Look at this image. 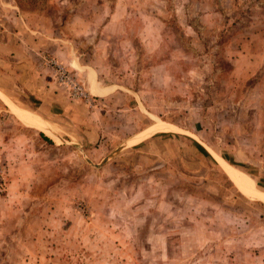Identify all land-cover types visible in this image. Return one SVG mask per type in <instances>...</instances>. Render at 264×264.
Here are the masks:
<instances>
[{
  "label": "crops",
  "instance_id": "obj_1",
  "mask_svg": "<svg viewBox=\"0 0 264 264\" xmlns=\"http://www.w3.org/2000/svg\"><path fill=\"white\" fill-rule=\"evenodd\" d=\"M37 13L24 10L15 0H0V97L5 98L6 101L2 102L7 109L4 110L9 112L7 116H0V121L8 122L5 129L0 128V156L8 164L11 163L9 197L8 200L6 197L0 199V215H11L16 210V204L11 201L14 184L19 181L24 183L28 177L33 178L35 170L39 174L42 172L41 151L33 148L32 141H37L38 145L40 143L38 147L49 146L56 151L65 141L80 144L83 151L95 145L97 148L93 149L94 152L101 151V158L105 157L106 162L99 167L90 166L102 172L97 179L93 175L91 179L87 178L90 175L87 172L85 177L75 178L63 185L66 189L69 185V196L59 195L53 202L51 200L55 210L50 214H41L38 228L25 235L32 238L17 241L22 249L25 248L19 264H169V254L177 253L175 248L184 250L187 247L192 253H199L201 249L197 247L204 244L206 236L203 231L205 221L221 219L215 210L207 214L205 202H211L209 205L214 209L218 203L207 196L193 202L183 193L194 189L204 191L201 187L204 185L211 194L215 195V190L220 193L218 183L222 173L234 180L229 173V169L232 175L234 171L230 160L250 165L255 163V178L258 169H262L264 174V7L244 30L245 38L235 41L238 45L241 43L243 51L229 58L232 65L230 77H236L237 81L240 78L242 83L257 79L253 88L244 90V93L246 97L253 95L255 98L256 94L253 93L256 92L258 102L255 99L243 107L237 102L232 103L239 107L236 112L242 121L248 119L240 121L235 112V118L230 120L224 136L218 132L221 129L215 124L219 122L217 120L209 130L203 128L201 132L186 130L182 124L184 121L176 120L174 124L169 122V129H156L143 137L140 111L147 106L140 92L127 85L118 86L102 81L101 76L110 72L107 65L97 68L92 58L84 57L85 53L79 49L76 40L59 34L54 23L46 19V23L42 24L44 28L35 23L30 18ZM78 19L85 21L84 27L88 24L87 19L74 17V21ZM89 25L95 24L91 21ZM45 54L79 73L88 93L94 95L98 102L89 105L69 98L43 64L42 55ZM171 75L174 77L169 73V81ZM93 84L104 94L95 93ZM238 91L236 88L234 93L241 95V91ZM16 92L36 100L35 109L27 103L24 107L17 103ZM214 107L211 106V109ZM19 110L34 114L49 124L59 142L23 120ZM207 116V112H204L200 123L205 124ZM178 123L182 128L176 125ZM31 128L37 132H31ZM168 130L170 136V133L176 135L169 140L173 144L175 139L185 140L192 159L197 158L200 164H205V152H208L211 161L207 167H211L214 175L209 184L203 183L205 176L197 173L200 167L190 170L188 163L187 167L182 164L185 152L177 150L178 143L175 149L168 142ZM217 141L229 142L227 156L222 153ZM241 142L244 143L243 152L238 145ZM255 151L259 165L251 160ZM36 153L38 157L35 161ZM171 158L176 160L172 161ZM188 160H191L189 155ZM178 161L181 164L177 167L169 163L176 164L174 162ZM56 164L59 163L56 161ZM179 179H192L189 182L194 188L189 190L188 185L181 188ZM58 185L55 184L57 189ZM80 198L91 208V215L87 219L72 204ZM17 205L20 203L17 202ZM189 206L197 207L194 214H188ZM79 253L83 254L82 259H78Z\"/></svg>",
  "mask_w": 264,
  "mask_h": 264
},
{
  "label": "rangeland",
  "instance_id": "obj_2",
  "mask_svg": "<svg viewBox=\"0 0 264 264\" xmlns=\"http://www.w3.org/2000/svg\"><path fill=\"white\" fill-rule=\"evenodd\" d=\"M15 1L24 10L37 11V15L30 19H34L35 23H39L42 28L45 26L42 24L49 21L55 24L54 27L58 29L59 34L75 39L79 49L85 53L84 57L92 58L97 68L107 65L108 72H110L101 76L102 81L118 86L127 85L140 92L147 106L146 109L140 111L144 127L143 137L152 134L156 129H169V122L174 124L176 120L184 121L182 122L184 129H190V131L194 129L200 132L203 128L209 130L212 124L219 121L220 123L215 124H218L217 126L221 129L218 132L224 136V132L228 131L227 126L230 120L235 118V112L239 109L232 103L237 102L243 107L252 100L256 99L258 102L256 92L253 93L256 94L255 98L253 95L246 97L244 93V90L253 88L257 79L242 83L240 78V81L239 79L237 81L236 77H230L229 69L232 65L229 58L243 51L241 43L238 45L235 41L245 38L244 30L261 13L264 0ZM77 16L87 19L88 24L84 27L85 21L81 19L74 21V17ZM91 21L95 25L90 26ZM45 56L53 58L48 54ZM70 70L81 78L85 86L83 77L75 70ZM169 73L174 74V77L171 75V81H169ZM52 76L58 85L53 72ZM169 82L171 83L170 91ZM58 86L65 90L64 92L73 100L89 105L98 102L97 98L88 92L89 100L84 101L71 97L66 88ZM92 88L95 93H101L94 84ZM236 88L241 91V95L234 93ZM16 100L24 107L23 101L26 102L28 99L24 94L17 93ZM2 101H6L3 96L0 97L1 117H3L2 114L7 116L9 113L4 110L7 107ZM30 106L32 107V104ZM211 106L215 107L211 109ZM18 112L21 118L29 124L34 126L44 124L50 128L49 124L38 116L24 110ZM204 112L208 114L205 124L200 123ZM236 113L242 121L240 114ZM176 125L182 128L180 123ZM7 126L6 120L0 121V128L5 129ZM40 130L55 142H59L51 128L48 129L49 131ZM32 131L37 132L35 128H31ZM167 133L168 142L172 143V136L176 137V135L170 133V136L169 130ZM184 141L179 138L175 139V144L172 143L175 149L178 143L177 150L185 152L182 164L187 167L188 163L190 170H193V167H200L197 173L205 176V179H202L203 183L209 184L208 182L212 181L214 176L211 167H207V163L211 161L210 155L205 152V164H200L197 158L192 159L193 156ZM219 143L222 153L227 156L226 150L229 149V142ZM208 144L210 148H213L211 143ZM32 145L33 148H39L41 151L40 159L43 169L41 174L35 170L34 177H28L24 183L19 181L14 184L15 192H11L14 194L11 201L16 204V210L14 208L15 211L11 215H0V264L20 263L25 248L22 249V245H19L17 241L32 238L25 235L30 230L38 228L42 213L50 214L55 210L52 206L54 199L59 195L69 196V185L67 189L63 185L75 178L81 179L88 173L90 175L87 178L91 179L93 175L97 179L102 172L90 166L99 167L100 164L106 162L105 157L101 158V151L94 152L93 149L97 148L95 145L87 151H83L80 144L66 141L61 144L59 151L49 146L38 147L40 143L38 145L37 141H32ZM238 145L243 152L244 143L241 142ZM106 155L108 157L107 153ZM188 155L191 160H188ZM251 156L253 158L251 160L259 165L260 160L256 158L257 151ZM37 157L36 153L35 161ZM53 160L59 164H52ZM175 160V158L172 159V161ZM0 161L8 167L11 164H8L2 156H0ZM113 161L115 162V159ZM231 162L235 168L232 171L234 176L230 169L229 173L234 180L232 181L222 173L221 181L218 183L220 193L215 190L216 194H211L205 185L201 186L204 191L194 189L189 193H183L185 197H191L193 202L206 196L214 199L218 203L215 209L209 205L211 202H205L207 204L205 209L208 215L215 210V213L218 212L221 215V219L205 221L203 231L206 236L204 244L197 247L201 249L199 253H192L187 247L184 250L175 248L177 253L169 254V264H264V174L262 169H258L256 179L254 166L256 169L257 166L255 163L250 165L230 160ZM169 163L175 167L181 164V162ZM10 174L0 192V199L9 197ZM179 180L181 188L184 185H188L189 190L192 188V183L189 182L193 181L192 179ZM254 180H257L255 181L257 185L253 182ZM56 183L59 184L58 189L55 186ZM244 183L248 184L246 188L243 186ZM17 202L20 205H17ZM78 202L84 204L85 210L77 208L76 203ZM72 204L85 219L90 217L91 208L83 198L74 200ZM189 209L188 214H194L197 207L189 206ZM22 234L23 237H21ZM82 257L83 254L79 253L78 259Z\"/></svg>",
  "mask_w": 264,
  "mask_h": 264
},
{
  "label": "built area",
  "instance_id": "obj_3",
  "mask_svg": "<svg viewBox=\"0 0 264 264\" xmlns=\"http://www.w3.org/2000/svg\"><path fill=\"white\" fill-rule=\"evenodd\" d=\"M42 60L43 63L53 72L58 85L66 88L71 97L82 99L84 101L89 100L88 91L77 74L51 57H46L44 55ZM9 173V167L4 162L0 161V192L5 186ZM76 206L80 210H85V206L81 202L76 203Z\"/></svg>",
  "mask_w": 264,
  "mask_h": 264
},
{
  "label": "trees",
  "instance_id": "obj_4",
  "mask_svg": "<svg viewBox=\"0 0 264 264\" xmlns=\"http://www.w3.org/2000/svg\"><path fill=\"white\" fill-rule=\"evenodd\" d=\"M20 7H21V5H19ZM25 96L27 97V101L25 102V101H23V103L25 104V103H27L29 106L32 104V108L33 109H35V106H36V100H34L33 98H31L30 96H28L27 94H25ZM34 101V103H32ZM35 104V105H34ZM31 108V109H32ZM41 137L44 139V140H46L48 143H50L51 144V141L49 140V139H47L46 137H44L43 135H41Z\"/></svg>",
  "mask_w": 264,
  "mask_h": 264
},
{
  "label": "bare ground",
  "instance_id": "obj_5",
  "mask_svg": "<svg viewBox=\"0 0 264 264\" xmlns=\"http://www.w3.org/2000/svg\"><path fill=\"white\" fill-rule=\"evenodd\" d=\"M37 126H38L40 129L45 130V131L48 130V129H50V128H48V127H47L46 125H44V124H37ZM48 131H49V130H48ZM243 186H244V187H245V186L247 187L248 184L244 183ZM246 187H245V188H246Z\"/></svg>",
  "mask_w": 264,
  "mask_h": 264
}]
</instances>
